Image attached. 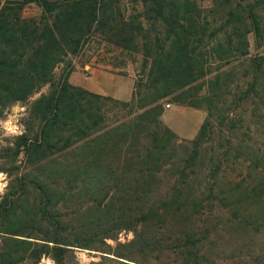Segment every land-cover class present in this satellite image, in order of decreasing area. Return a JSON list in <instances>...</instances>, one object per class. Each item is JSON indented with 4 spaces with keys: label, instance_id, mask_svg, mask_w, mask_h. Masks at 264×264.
Here are the masks:
<instances>
[{
    "label": "trees",
    "instance_id": "trees-1",
    "mask_svg": "<svg viewBox=\"0 0 264 264\" xmlns=\"http://www.w3.org/2000/svg\"><path fill=\"white\" fill-rule=\"evenodd\" d=\"M140 1L165 34L142 36L149 67L132 99L119 100L55 67L96 31L134 49L142 20L124 17L114 0H0V114L28 100L23 132L0 154L10 175L0 195V264H38L43 255L67 264L75 247L99 251L93 264H216L190 251L201 242L193 231L202 214L228 210L243 226L255 211L264 215V150L245 137L249 112L264 121V50L251 52L247 37L264 43V1L212 0L204 14L192 0ZM30 3L38 15L23 13ZM208 57L236 64L208 76ZM168 95L207 110L189 151L160 124ZM215 121L228 134L210 174L189 182ZM163 171L175 172L168 188ZM122 228L133 237L119 240Z\"/></svg>",
    "mask_w": 264,
    "mask_h": 264
},
{
    "label": "rangeland",
    "instance_id": "rangeland-1",
    "mask_svg": "<svg viewBox=\"0 0 264 264\" xmlns=\"http://www.w3.org/2000/svg\"><path fill=\"white\" fill-rule=\"evenodd\" d=\"M3 1V0H2ZM204 14V10L212 6V0H192ZM264 1V0H263ZM118 5L124 17L127 19H135L136 17L143 21L144 31L138 33L137 45L134 49L127 51L126 49L116 47L108 42L105 37L107 35L96 31L90 36L88 42L74 54H68L66 59L58 63L55 67L56 75L68 73L69 80L77 85H81L91 91L110 95L119 100L132 99L136 93V84L143 77V71L149 67V61L145 59L144 54L148 52L146 41L142 36H146L147 40L153 42L155 34H165L163 28L157 24V21L146 19L144 7L140 0H114ZM264 5V3H263ZM264 14V8H261ZM25 15H38L40 8L34 4H28L23 12ZM224 14V12H222ZM151 22H156L152 24ZM152 27L157 29H151ZM224 35V33H223ZM141 37V38H140ZM249 40V48L251 52L263 51L264 43L261 46L256 45V39L253 31L247 33ZM107 38V37H106ZM210 72L208 76L215 72L218 68H227L233 64L225 62H233V58L227 60H217L215 57H208ZM47 85H44L40 91L35 92L30 98L39 95L41 91H46ZM206 90V86L202 92ZM228 98L229 95H228ZM164 110L160 115V124L171 128L176 134V143L178 146L190 143L186 140L195 137L201 122L207 114L205 107H196L185 103L174 102L172 95H168L162 99ZM28 110V100H11L3 106L0 114V154L6 145H12L16 135L24 130V118ZM251 128L245 133L247 143L262 148L264 150V121H257L255 112H249ZM262 120V119H261ZM260 121V124H259ZM215 126L209 132L204 140L199 153L192 162V166L188 173V181H199L210 174L209 167L214 165L215 155L222 143V137L227 133L221 129L215 121ZM256 128L259 132L256 133ZM263 131V132H262ZM175 143V144H176ZM188 151L177 157L187 156ZM23 154L18 156L21 160ZM9 166V164H5ZM193 168V169H191ZM231 175L236 173L233 166L228 170ZM162 188H168L174 181L172 175L175 172L163 171ZM0 184L6 185L10 175L5 169L0 170ZM264 210V207H263ZM260 211H255L252 225L243 226L231 219L228 210L218 209L213 213H205L203 219L197 223V231L193 233L201 238V242L190 249L194 256L199 258H207L211 263L216 264H264V215H260ZM119 240H127L133 237L132 230L122 228L118 232ZM113 242L112 240H109ZM190 253V254H191ZM205 254V255H203ZM173 255V254H172ZM203 255V257H200ZM166 258V257H165ZM100 252L93 249L75 247L69 252L67 264H93L92 261L100 260ZM165 260V259H162ZM151 264H157V260H149ZM38 264H55L50 256L43 255ZM105 264H113L106 262Z\"/></svg>",
    "mask_w": 264,
    "mask_h": 264
},
{
    "label": "clouds",
    "instance_id": "clouds-1",
    "mask_svg": "<svg viewBox=\"0 0 264 264\" xmlns=\"http://www.w3.org/2000/svg\"><path fill=\"white\" fill-rule=\"evenodd\" d=\"M0 175H3V174H0ZM5 187H6V185L0 184V195H2L4 193Z\"/></svg>",
    "mask_w": 264,
    "mask_h": 264
}]
</instances>
